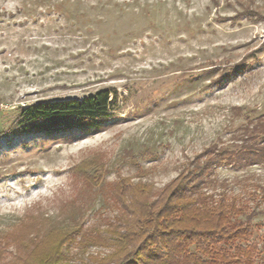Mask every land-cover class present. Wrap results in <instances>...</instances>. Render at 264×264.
<instances>
[{"label":"rangeland","instance_id":"1","mask_svg":"<svg viewBox=\"0 0 264 264\" xmlns=\"http://www.w3.org/2000/svg\"><path fill=\"white\" fill-rule=\"evenodd\" d=\"M102 89L116 95L105 123L7 134L22 107ZM258 116L264 0H0V240L32 223L36 242L53 230L72 236L69 261L100 256L121 212L118 180L153 195L211 145L236 149ZM86 161L105 166L96 184L73 169ZM213 177L207 193L259 212L248 241L258 242L264 162L216 167Z\"/></svg>","mask_w":264,"mask_h":264},{"label":"trees","instance_id":"2","mask_svg":"<svg viewBox=\"0 0 264 264\" xmlns=\"http://www.w3.org/2000/svg\"><path fill=\"white\" fill-rule=\"evenodd\" d=\"M240 66L230 73L240 72ZM115 97L113 90L102 89L82 99L22 107L7 134L56 133L75 125L105 123L110 119ZM235 110L240 114V108ZM242 129L236 149L211 145L153 195L141 184L118 180L113 195L121 212L111 226L110 237L101 243H111L108 252L86 261H69L63 249L73 240L69 233L53 230L36 242L30 237L34 234L30 230L32 223H21L7 232L4 242L0 240V264H264V233L258 242H248L252 235L250 221L259 212L235 197L215 196L204 190L215 181L216 167L264 162V117L248 120ZM73 169L94 184L105 172L103 163L93 161ZM88 170H94L95 175L90 176ZM259 189L264 197V185ZM13 244L31 251L26 256L22 255L24 251L11 256L5 245ZM191 246L199 255L189 252Z\"/></svg>","mask_w":264,"mask_h":264}]
</instances>
